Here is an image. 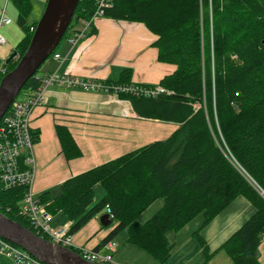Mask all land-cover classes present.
Returning <instances> with one entry per match:
<instances>
[{
    "label": "trees",
    "instance_id": "trees-1",
    "mask_svg": "<svg viewBox=\"0 0 264 264\" xmlns=\"http://www.w3.org/2000/svg\"><path fill=\"white\" fill-rule=\"evenodd\" d=\"M10 1L24 32L15 47L21 57L32 36L30 28L37 20H29L31 0ZM95 7V0H78L62 40L82 25V20H90ZM103 11L107 18L143 23L157 36L154 45L158 60L175 65V70L157 83L168 93L155 97L119 93L118 97L128 100L140 117L179 126L164 139L67 178L54 193L50 189L39 193L38 203L53 216L61 213L68 219L71 234L105 211L109 225L114 226L101 245L126 230L129 243L163 262L170 251L166 232L178 231L199 214H203V222L194 236L208 256L201 229L236 197L243 196L255 212L220 249L232 264H261L264 0H114ZM90 33H95L93 27L88 29ZM12 59L1 68L7 64V71L11 70L16 64ZM3 75L0 72V79ZM35 75L37 71L23 86L21 98L29 97L40 86L42 78ZM98 81L110 86L133 84L130 69H123L116 81ZM55 131L65 159L82 155L65 125L56 124ZM20 166L27 168L23 162ZM98 185L102 196L94 203ZM26 189L16 186L0 190V212L34 232L28 217L20 212ZM158 198L163 200L162 207L145 222H139L140 213ZM69 248L80 253L78 248Z\"/></svg>",
    "mask_w": 264,
    "mask_h": 264
},
{
    "label": "crops",
    "instance_id": "crops-1",
    "mask_svg": "<svg viewBox=\"0 0 264 264\" xmlns=\"http://www.w3.org/2000/svg\"><path fill=\"white\" fill-rule=\"evenodd\" d=\"M31 1L40 7L47 0ZM3 10L12 21L1 27L5 42L0 44V68L24 37L16 21L17 10L10 0H0V14ZM92 27L95 33L83 36L72 46L69 41L62 40L64 44L56 51L61 59L58 61L51 57L48 63L42 64L45 70L40 73L41 76L56 71L60 75L116 81L123 69H130L132 83L157 84L162 77L175 70V65L158 60V50L154 45L157 36L143 23L101 16L94 19L90 29ZM76 28L82 29L83 25ZM45 96L46 101L34 107L30 121L31 128L38 134L33 146V191L36 194L48 189L54 193L67 178L134 148L164 139L179 126L174 122L140 117L128 100L116 97L113 93L54 83L47 87ZM56 124L69 129L82 151L80 157L65 159L56 135ZM162 205L161 198L155 199L140 213L138 221L145 222ZM254 212L255 207L251 202L238 196L204 226L200 235L206 242L208 256L194 236L203 222V214L195 216L178 231L166 232L170 251L163 262L129 243L126 230L108 241L114 243L113 250L109 248L108 242L101 245V240L114 226L100 223V215L105 211L72 234V241L75 247L95 249L103 255L111 254L114 264H232L231 258L220 247ZM65 223L71 222L61 213L52 217L53 226ZM259 251L260 263L264 264V238ZM0 264L15 263L13 259L0 255Z\"/></svg>",
    "mask_w": 264,
    "mask_h": 264
},
{
    "label": "built area",
    "instance_id": "built-area-1",
    "mask_svg": "<svg viewBox=\"0 0 264 264\" xmlns=\"http://www.w3.org/2000/svg\"><path fill=\"white\" fill-rule=\"evenodd\" d=\"M114 0H95V10L90 20H82L83 28L73 30L67 37V41L74 45L79 39L86 34L95 18L103 16V9L112 4ZM11 19L5 15L4 11L0 14V44L5 41V37L1 32V27L11 23ZM35 27H31L33 32ZM53 59L60 60L59 53L53 54ZM0 72H7L6 66L1 68ZM35 77H38L35 75ZM41 84L27 98H15L9 106L7 112L0 120V190H8L16 186L30 187V182L35 175V162L33 155V146L36 137L31 133V112L34 107L46 101L47 87L54 83L64 84L70 88H78L89 91L113 93L118 97L119 93H129L133 95H143L155 97L162 93H168L160 84L142 85V84H118L108 85L102 81L81 78L67 75H60L56 71L40 76ZM23 162V168L20 166ZM24 191L20 212L29 219L34 233L50 240L54 244L64 247H71L73 244L72 235L69 233V223L59 226H51L49 224L52 216L44 209L45 205L38 203L37 198L31 190ZM107 212L109 209L107 207ZM111 250L114 249V243L108 242ZM80 255L88 260L95 262H111V254L103 255L98 251L79 247ZM0 255L14 260L15 264H42L37 259L28 254L25 250L13 245L0 236ZM208 264V263H204Z\"/></svg>",
    "mask_w": 264,
    "mask_h": 264
},
{
    "label": "water",
    "instance_id": "water-1",
    "mask_svg": "<svg viewBox=\"0 0 264 264\" xmlns=\"http://www.w3.org/2000/svg\"><path fill=\"white\" fill-rule=\"evenodd\" d=\"M78 0H47L32 33L29 44L16 65L0 79V120L19 95L25 83L59 45L71 22ZM17 54L13 51L10 57ZM100 223L108 226V214L100 215ZM0 236L18 245L43 264H112L84 259L68 247L41 238L30 229L0 212Z\"/></svg>",
    "mask_w": 264,
    "mask_h": 264
},
{
    "label": "rangeland",
    "instance_id": "rangeland-1",
    "mask_svg": "<svg viewBox=\"0 0 264 264\" xmlns=\"http://www.w3.org/2000/svg\"><path fill=\"white\" fill-rule=\"evenodd\" d=\"M35 2H36V0H35ZM45 6H46V4H44V5L40 6V7H37L36 4L32 1V9H31V12H30V14H29V20H31V21L37 20V21H38V20L40 19V17H41V14H42L43 11H44ZM42 8H43V10H42V12H41V9H42ZM40 12H41V13H40ZM14 15H15V13H14ZM9 18H10V17H9ZM10 19H11V18H10ZM16 20H17V15H16ZM63 44H64L63 41L60 42V44L56 47L55 51L58 52V50H60L61 45H63ZM71 46H72V45H71ZM8 59H9V58H8ZM18 59H19V57H18ZM18 59L15 60V63H17ZM50 60H51V57L48 58L47 60H45L43 64L48 63ZM7 61H8V60H7ZM7 61H6V62H7ZM11 61H13V60H11ZM6 62H5V63H6ZM3 65H4V63H3ZM6 66L8 67L7 64H6ZM43 70H45V66H44V65H42L41 67H39V68L37 69V76H41L42 74H40V73H42ZM52 72H54V71H52ZM134 85H136V84H134ZM19 95H20V94H19ZM197 105H199V104H197ZM153 119H154V118H153ZM157 120H158V119H157ZM160 121H161V120H160ZM33 185H34V184H33ZM98 187H101V186L98 185ZM33 192H34V191H33ZM101 193H102V191H101L100 188L96 189V194H95V189H94V199H95V202H97V201L99 200V198H100V196H101ZM34 196L37 198L38 194H36V193L34 192ZM44 209H46V212L49 214L50 217L53 216L52 213L49 212V211L47 210L46 206H44ZM99 219H100V218H99ZM51 221H52V219L50 220L49 224H50L51 226H53V225L51 224ZM13 245H14V244H13ZM15 246H18V245L15 244ZM72 247H73V248H78V249H79V247H75L73 244H72ZM104 251H105V250H103V252H104ZM111 260H112V259H111ZM109 263L114 264V261H113V262H112V261H111V262L109 261Z\"/></svg>",
    "mask_w": 264,
    "mask_h": 264
},
{
    "label": "flooded vegetation",
    "instance_id": "flooded-vegetation-1",
    "mask_svg": "<svg viewBox=\"0 0 264 264\" xmlns=\"http://www.w3.org/2000/svg\"><path fill=\"white\" fill-rule=\"evenodd\" d=\"M34 180H35V175L32 179V181L30 182V187L28 188L29 190H31L33 192V184H34ZM34 193V192H33Z\"/></svg>",
    "mask_w": 264,
    "mask_h": 264
},
{
    "label": "clouds",
    "instance_id": "clouds-1",
    "mask_svg": "<svg viewBox=\"0 0 264 264\" xmlns=\"http://www.w3.org/2000/svg\"><path fill=\"white\" fill-rule=\"evenodd\" d=\"M3 238V237H2ZM4 239V238H3ZM6 240V239H5ZM21 248V247H20ZM22 249V248H21ZM24 250V249H23ZM28 253V252H27ZM29 254V253H28ZM33 257V256H32ZM36 259V258H35ZM41 263V262H40ZM43 264V263H42Z\"/></svg>",
    "mask_w": 264,
    "mask_h": 264
}]
</instances>
